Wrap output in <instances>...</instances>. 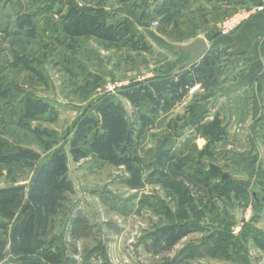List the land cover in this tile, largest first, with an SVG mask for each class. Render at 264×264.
<instances>
[{
    "label": "rangeland",
    "instance_id": "374dc122",
    "mask_svg": "<svg viewBox=\"0 0 264 264\" xmlns=\"http://www.w3.org/2000/svg\"><path fill=\"white\" fill-rule=\"evenodd\" d=\"M73 1L81 6L80 11L104 9L102 23L122 27L148 50L92 36H66L62 19ZM169 3L0 0V85L7 90V98L0 99V153L25 150L39 157L31 167H3L0 188L20 185L28 193L40 165L60 151L67 159L75 192L66 195L53 235L62 237L61 248L68 259L83 264L90 254L86 264H157L219 229L235 237L229 247L232 258L204 257L185 264H264V250L254 241V236L264 237V104L256 117L252 110L237 115L228 102L218 103V86L217 92L210 88L212 96L203 88L191 87L166 112L148 115L152 122L135 124L137 140L128 152V166L103 161L89 144L83 146L86 154L80 161L71 154L70 141L78 122L87 112L97 114L94 106L102 97L159 72L183 71L186 56L181 45L189 39L170 24ZM174 10L173 15L178 9ZM24 15L28 20L31 17L34 38L13 28ZM29 101H43L49 110L26 117ZM122 101L129 120L138 121L137 111ZM193 105L199 113L209 110L207 123L216 119L218 127L227 128L203 157L199 154L208 146L206 137L188 128ZM167 151L172 160L166 159V178L148 179L162 167L160 156ZM211 167L247 184L248 190L218 198L189 178L195 170ZM132 168L137 171L135 177ZM167 178L176 189L165 184ZM80 218L84 222L75 226L72 222ZM186 221L202 224L206 231L191 234L169 250L146 249L157 230ZM73 232L78 234L73 236ZM18 263L7 245L0 247V264Z\"/></svg>",
    "mask_w": 264,
    "mask_h": 264
},
{
    "label": "trees",
    "instance_id": "16d2710c",
    "mask_svg": "<svg viewBox=\"0 0 264 264\" xmlns=\"http://www.w3.org/2000/svg\"><path fill=\"white\" fill-rule=\"evenodd\" d=\"M29 18L28 20V16L24 15L23 20L18 19L13 28L19 30L17 33L24 32L28 38H34L36 31L35 28L31 29V17ZM62 20L65 35L72 38L92 36L122 46H130L133 50L149 48L138 38L128 37L129 33L122 27L102 23L100 17L93 12L72 8ZM204 62L207 67L211 66L209 60ZM205 73L203 68L193 65L175 74L151 77L122 87L116 93H108L94 106L96 115L87 112L78 122L70 141V151L74 160L77 162L85 157L83 146L89 144L90 149L103 161L128 166L130 163L128 152L137 140L135 124L152 122L148 115L156 117L166 112L171 102L182 98L194 84L207 83L213 72L209 77H206ZM6 93L7 90L0 85L1 100L7 98ZM122 99L137 111L135 114L138 121L129 120ZM196 108L197 105L191 107L193 114L188 127L194 128L196 132H201L206 137L208 146L199 154L203 157L210 154L211 142H219L226 131L225 128L218 127L219 121L216 119L212 123L206 122L208 109L203 113H196ZM48 110V105L43 101H29L26 117L44 114ZM211 139L212 141H209ZM38 159L36 153L25 150L8 155L0 153V173L7 165L31 167ZM166 159L172 160L169 158V151L161 154L162 167L149 174L148 179L166 178L164 171ZM131 172L132 177L137 175L133 168ZM68 173L67 159L62 152L57 151L40 165L28 193L26 187L20 185L0 188V232L4 236L0 239V247L7 245L9 253L18 257V264H78L66 257L64 249L61 248L62 237L53 235L57 221L63 213L66 195L75 192ZM189 178L218 198L240 195L248 190L247 184L232 179L218 167L195 170L190 173ZM164 182L176 189L169 178ZM83 222L84 220L80 218L72 223L78 226V223ZM202 231H206L202 224L188 221L181 224L170 223L150 236V245L147 244L146 249L154 250L156 253L169 250L191 234ZM78 232H73V236ZM234 238L233 234L216 229L207 234L198 245L192 244L175 258L157 264H185L189 260L204 257L231 259L229 247L233 244ZM254 241L264 250V237L254 236ZM89 257L90 254L85 257L83 264L87 263Z\"/></svg>",
    "mask_w": 264,
    "mask_h": 264
},
{
    "label": "crops",
    "instance_id": "0c3cea01",
    "mask_svg": "<svg viewBox=\"0 0 264 264\" xmlns=\"http://www.w3.org/2000/svg\"><path fill=\"white\" fill-rule=\"evenodd\" d=\"M169 1L171 2L169 3L170 24L172 26L175 24L177 33H186L185 37L189 39L181 45L182 55L186 56L183 59L185 60L183 70L189 68L186 66L192 56V53L184 52L183 48L196 40L205 41L208 45L204 58L195 65L205 70L206 77H209L212 72L213 76L207 79L208 84L200 82L192 87L203 88V91L209 92V96H212L213 90L210 88L216 89L217 92L218 86L219 104L228 102L237 115L242 111L252 110L256 117L261 110V105L264 104V10L253 12L251 17L243 21L231 34H220V26L241 10H253L260 7L264 0ZM73 2L69 5L70 9L81 10V6ZM174 8L178 10L173 15L171 13L175 11ZM95 9L97 8H91V12L105 21L104 9ZM126 26L129 25L125 24ZM145 38L144 36L142 39ZM176 59L180 60L181 57ZM204 60H209L211 66L207 67ZM178 71L170 74L178 73ZM163 75L168 74L159 72L153 77ZM197 110L198 108L196 113H199ZM190 129L194 130V128ZM225 130H227L226 127Z\"/></svg>",
    "mask_w": 264,
    "mask_h": 264
},
{
    "label": "built area",
    "instance_id": "2783aa9c",
    "mask_svg": "<svg viewBox=\"0 0 264 264\" xmlns=\"http://www.w3.org/2000/svg\"><path fill=\"white\" fill-rule=\"evenodd\" d=\"M264 10V3L257 8H254L253 10H241L237 14L232 15L227 20H225L221 26H220V33L222 35H228L235 31L237 27L241 25V23L245 20H247L253 12H261ZM114 88L110 89V91H113Z\"/></svg>",
    "mask_w": 264,
    "mask_h": 264
},
{
    "label": "water",
    "instance_id": "95a60500",
    "mask_svg": "<svg viewBox=\"0 0 264 264\" xmlns=\"http://www.w3.org/2000/svg\"><path fill=\"white\" fill-rule=\"evenodd\" d=\"M208 45L205 41L196 40L183 48V51L186 53H192L190 60L186 68L191 67L197 64L201 59L204 58L207 53Z\"/></svg>",
    "mask_w": 264,
    "mask_h": 264
}]
</instances>
